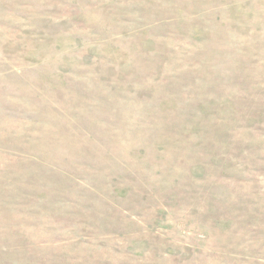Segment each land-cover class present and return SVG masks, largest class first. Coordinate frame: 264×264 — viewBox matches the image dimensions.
<instances>
[{
	"label": "rangeland",
	"instance_id": "374dc122",
	"mask_svg": "<svg viewBox=\"0 0 264 264\" xmlns=\"http://www.w3.org/2000/svg\"><path fill=\"white\" fill-rule=\"evenodd\" d=\"M0 264H264V0H0Z\"/></svg>",
	"mask_w": 264,
	"mask_h": 264
}]
</instances>
